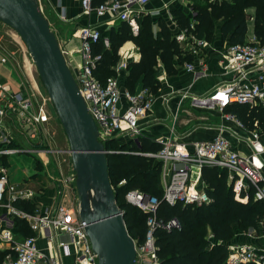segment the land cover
<instances>
[{"label":"built area","instance_id":"obj_1","mask_svg":"<svg viewBox=\"0 0 264 264\" xmlns=\"http://www.w3.org/2000/svg\"><path fill=\"white\" fill-rule=\"evenodd\" d=\"M150 0H104L93 6L92 0H80L82 13H94L97 17L109 16V19H118L125 22L133 36L139 33V17L143 14L157 15L158 10L146 11L145 6ZM16 35V34H15ZM100 37L97 27L87 25L79 30L80 48L75 52L60 49L65 57L68 68L77 84V88L83 98L87 111L94 120L99 140L102 142L113 134L124 132L125 135L138 134L142 120L152 110L154 97L148 88H142L136 93L120 91L116 77H109L104 83L94 76V69L100 60L99 55H92L91 44ZM16 42V48L27 52L19 36L10 37ZM177 42L191 40L193 47L189 53L196 54L203 47L204 40L187 36L184 31L175 36ZM103 44L108 47L107 38ZM60 45V44H59ZM186 49V48H185ZM228 55L221 61L222 69L231 72L232 79L225 85L216 87L210 94L211 105L209 108L218 107L220 111L230 104H245L249 107H264V47L255 41L233 44L228 49ZM13 51L0 58V63L7 65ZM77 54L80 61L77 65L69 63L67 57ZM125 62H120L116 69H124ZM184 68L191 74L192 82L204 77L203 64L196 67L194 64L185 63ZM17 86V87H16ZM13 87L8 82L0 81V157L9 156L17 152L47 154L65 153L68 151H54L51 149H37L34 145L44 144L42 139H49L50 130L47 127V117L50 113V99L45 92L26 90L22 91L19 84ZM125 106H121V100ZM195 105L203 107L205 101L194 100ZM223 118L233 121L238 126L243 125L233 114L223 113ZM9 120L17 127L19 132L26 137L31 149L26 145L11 146L12 136L5 122ZM172 131H174L172 129ZM215 137L207 140H194L190 142H178L177 139H159L162 147L155 153H147L161 162V186L162 197L169 204L181 203L190 205L206 204L208 195L203 189H198L191 180L192 168L202 169L213 167L227 172V179L232 183L233 189L251 190L252 198L264 204V160L261 149L253 143V151L248 155L237 153L231 143L221 131ZM42 132L44 134H42ZM29 139V140H28ZM39 139V143L36 140ZM42 148H45L41 146ZM34 193L27 188L19 187L9 181L7 168L0 164V208L6 210L5 215H0V220H6V224L12 225L10 216H16L28 222L34 233H43L45 238L53 240L54 231H59L71 238V245L75 249L74 264H97L96 255L92 252L88 237L85 233L86 224L77 214L78 205L74 207H59L55 215L40 213H27L13 206L18 200H28ZM125 200L141 211L154 214L156 199L148 197L137 191H129L125 194ZM10 215V216H9ZM9 216V217H8ZM159 224L153 217L146 222L147 232L142 244H135V264H163L156 254V245L153 232ZM170 225H176L172 220ZM3 238L12 243L13 254L6 255L1 264H60L55 256H49L42 252L37 245L36 236H29L16 241L9 234ZM57 247L69 255L68 245L57 242ZM252 262L264 264V254L252 246L243 245L231 248L225 264H239Z\"/></svg>","mask_w":264,"mask_h":264},{"label":"trees","instance_id":"obj_2","mask_svg":"<svg viewBox=\"0 0 264 264\" xmlns=\"http://www.w3.org/2000/svg\"><path fill=\"white\" fill-rule=\"evenodd\" d=\"M104 0H92L95 6ZM255 8V36L264 43V0H199L190 5V13L173 9L172 21L176 32L184 31L196 39H206L214 28V22L222 21L221 36L230 45L243 43L246 34V8ZM139 33L133 36L128 25L122 22L117 30L100 32L99 39L91 44L92 55L100 60L94 69V76L104 83L107 78L115 77L112 67L119 61V48L131 41L139 52V60L126 65L124 86L132 90L137 81L142 88L155 92L159 83L156 79L160 62L168 75L192 61V55L176 40L163 15L141 17L138 20ZM158 30L152 32V25ZM107 38L109 46L103 44ZM230 113L248 130L264 129V107H249L245 104H230L223 109ZM123 137L108 138L103 141L107 152V170L113 188L116 204L122 211L123 221L135 244L143 243L147 232L146 222L153 217L159 224L154 232L156 254L163 264H225L228 255V242L234 236L236 226L242 233L253 229L256 235L264 237V204L254 201L251 190L236 193L232 183L227 181L223 169L203 167L201 180L209 201L206 204H169L162 197L161 162L146 156L162 147L161 143L147 137L136 141ZM11 146H18L15 141ZM36 146V145H34ZM0 164L6 159L0 157ZM137 191L156 199L154 214L141 211L125 200V194ZM13 206L19 210L33 213L36 204L18 200ZM14 230L23 238L33 236L26 220L10 216ZM174 220L176 225H170ZM208 231L210 238L208 237ZM8 252L0 254V264ZM239 264H255L252 262Z\"/></svg>","mask_w":264,"mask_h":264},{"label":"crops","instance_id":"obj_3","mask_svg":"<svg viewBox=\"0 0 264 264\" xmlns=\"http://www.w3.org/2000/svg\"><path fill=\"white\" fill-rule=\"evenodd\" d=\"M38 1L40 10L43 16L47 19L51 29L54 30L57 40L60 39L61 43H63V47L61 45L60 46L70 52L77 53L80 48V39L78 38V33L82 27L92 25L97 27L101 33H106L109 29L117 30L122 23L118 19H109L108 15H105L104 17H97L94 13H82L80 0ZM180 1L181 0H150L145 6V10H158V14L163 15L168 22L171 31L175 32L176 35H179L180 32H176V26L172 21L171 11L173 9H182L180 7ZM191 1L198 2L199 0ZM154 2L155 5H153ZM191 4L192 3H190V5ZM183 11L190 13V11ZM245 13L248 18L246 20L247 30L244 42L255 41L264 47V43H261L260 40L256 38L254 32L255 8H246ZM147 15L150 14H143L139 17V19ZM221 25V20L215 21L211 34L206 39H203V47L198 49L196 54L190 53L193 57L190 63L194 64L196 67L200 66V63L203 64L205 71L204 77L192 82L191 74L184 68L185 63L178 68V71L175 74L168 75L163 65L159 62L156 74L159 87L154 93L150 92L154 97L153 107L147 117L142 120L143 123L140 124L138 134L131 137L129 135L117 133L113 134L110 138L123 137V139L129 138L136 141L138 137L143 136L154 141L159 139H177L178 142H190L194 140L211 139L218 133L220 134L219 129L221 127L223 129L221 134L227 138V140L231 143L232 148L237 153L241 155H248L252 153L253 143H256L255 146L257 145L261 149H264V129L248 130L244 126L240 127L233 121L225 120L223 118L224 112L220 111L218 107L209 108L211 105L210 94L216 87L225 85L232 79V73L225 72L220 64L221 61L228 55L227 51L231 46L228 43V39H223L221 36ZM152 28V32L155 34L158 30L157 25L154 23ZM10 43L12 48L10 46L9 48H3L0 46V58L8 54L9 51H13V54L10 55L9 64L4 65L0 63V81L8 82L12 84L13 87H15L16 84H19L22 91L34 89L35 91L43 93V91L37 88V84L32 77V79H30L28 76L29 78H27V80L22 79L21 77L22 69L23 73H25L24 61L29 57L28 52L23 53V51L18 50L14 40L13 42L10 41ZM192 44L193 42L191 44L190 42H186L185 45L183 44L181 46H185L184 48H186V51H188V48L193 47ZM186 45H188V47H186ZM118 54L119 61L112 67V70L114 72V76L117 78L120 91L136 93L142 89L141 82L137 81L131 91L126 89L123 81L126 74V67L124 69L117 70L116 66L120 62H125L127 65L130 61H138L140 57L138 49L131 41H127L119 48ZM67 60L69 63L77 65L80 61V57L79 55L74 54L67 57ZM201 99L205 101V105L203 107L197 106L195 103H193L194 100ZM120 105L122 107L126 105L123 99L121 100ZM186 113H194V117L205 119V124L199 126L197 125V127H194L191 130L187 129V122L193 121L191 119L182 117ZM5 123L8 126L9 132L13 138L11 139L12 143L15 141L18 146L27 144L26 140L18 131L19 129L17 127L13 126L9 120H7ZM176 128L184 130L186 129L187 131L178 133ZM172 129L174 131H172ZM3 157L6 159L5 167L7 168L8 156ZM261 157L264 160V153L261 154ZM27 177L28 176H24L22 183H11L19 187L29 189V180H27ZM191 180L198 189L204 190L205 185L201 180V169L192 168ZM227 181L228 183H231L228 179ZM39 187L40 188L38 190L29 189L34 193V196L24 201H30L36 204L33 213L38 210L40 213L55 215L58 208L62 206L57 207V203H54L50 200L49 196L51 192L47 191L45 193V191L42 190L44 187L41 185ZM233 190L236 193H239L238 190ZM5 214L6 210L4 208H0V215ZM9 220L12 222L11 218H9ZM6 223V220H0V254L8 252V254L11 255L13 254L12 243L3 238L4 233H10L12 238L16 241L22 240L23 237L14 230L13 222L12 225L9 224V226ZM33 234L36 236L37 245L43 253L49 256H55L60 264H74L75 249L71 245V238L69 236L64 235L59 231H54V239L48 240L45 238L43 233L36 234L33 232ZM208 237H211L209 235V231ZM57 242H63L68 245L70 252L69 255L65 254L62 249L57 247ZM243 245L252 246L264 254V237L262 235H256L253 229H248L243 233L234 235L228 242L229 250L231 248Z\"/></svg>","mask_w":264,"mask_h":264},{"label":"water","instance_id":"obj_4","mask_svg":"<svg viewBox=\"0 0 264 264\" xmlns=\"http://www.w3.org/2000/svg\"><path fill=\"white\" fill-rule=\"evenodd\" d=\"M0 22L25 46L64 131L78 197L77 214L86 224L97 264H135V242L116 204L107 152L39 1L0 0Z\"/></svg>","mask_w":264,"mask_h":264},{"label":"rangeland","instance_id":"obj_5","mask_svg":"<svg viewBox=\"0 0 264 264\" xmlns=\"http://www.w3.org/2000/svg\"><path fill=\"white\" fill-rule=\"evenodd\" d=\"M193 2L194 1L191 0H181L180 7L185 11H191L190 3ZM153 5H155V2L153 3ZM52 31L55 34L54 30ZM15 34L16 33L12 29H10L8 26L0 22L1 47L9 48L10 46L12 48L10 43L11 38L9 36L16 38V36L18 35ZM186 42H190V44L192 43L191 40H187V39H185V41L182 43L185 45ZM58 43L63 47V43H61L60 39H58ZM186 47H188V45H186ZM24 63H25L24 69L27 76L25 75V73H23V69H22L21 70L22 79L27 80V78L29 77L30 79L33 78L37 84V88L45 92L40 83L34 65L31 62V59L28 57V59H26ZM193 114L194 113H186L182 116L186 119H191L193 121V122H187L186 124V126L188 127L187 129L189 130H191L194 127H197V125L199 126L205 124V119L196 118L193 116ZM46 117L48 120L47 127L50 130L49 139H42L44 144L39 143V139H38L36 140V142L39 143V145L33 147L37 149L49 148L51 149L52 152L56 150L64 151L67 148V140L64 131L57 119L52 104H50V113ZM176 129L178 133L187 131L186 129L185 130L180 128H176ZM42 134L44 133L42 132ZM122 134H124V132ZM23 138L25 140L27 139L24 136ZM46 138H48V136H46ZM122 141H124V139L120 140V142ZM26 142L27 144H25L26 146L24 147V149L25 148L31 149L32 146L28 144L27 140ZM41 146L45 148H42ZM7 159H8L7 175L10 182L22 183V179L24 178V176H28L27 180H29L28 181L29 189L38 190L40 188L39 186L41 185L42 187H44V189L42 190L45 191V193L47 191L51 192L49 196L50 200L54 203H57V207L63 206L69 208L78 205V197L74 182V173L72 170L69 155L65 153L47 154V151L45 152L44 150H41L40 153L17 152L9 155ZM34 162H35V166H34ZM240 233L242 232L239 231L235 226L233 235H237Z\"/></svg>","mask_w":264,"mask_h":264}]
</instances>
